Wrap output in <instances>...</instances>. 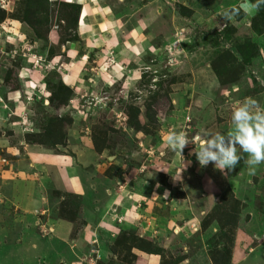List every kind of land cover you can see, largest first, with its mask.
<instances>
[{
	"label": "rangeland",
	"instance_id": "obj_1",
	"mask_svg": "<svg viewBox=\"0 0 264 264\" xmlns=\"http://www.w3.org/2000/svg\"><path fill=\"white\" fill-rule=\"evenodd\" d=\"M74 1L0 0V184L2 171L24 160L32 144L59 153L90 140L97 152L107 149L106 161L114 155L134 175L154 161L182 160L185 180L158 168L146 173L173 200L165 205L163 194L156 200L145 195L154 207H144L145 214L166 218L164 225L150 228V218L106 232L93 225L96 248L85 263L145 264L155 257L157 264H264V163L253 173L243 154L230 173L214 168L218 179L207 187L195 156L199 144L179 151L168 143L174 132L190 138L231 131V113L246 98L264 108V2L99 0L105 22L93 9L91 28L79 34L83 15ZM240 1L252 12L245 13ZM19 29L24 47L15 53V41L23 39ZM23 67L24 75L40 78L24 80V95L16 79ZM68 75L71 84H65ZM14 93L23 105L15 114ZM151 184L139 181L137 187ZM178 200L187 203L185 215L170 216L169 204ZM140 203L132 199L126 215L135 209V216L143 215ZM77 205L67 193L57 214L75 219Z\"/></svg>",
	"mask_w": 264,
	"mask_h": 264
},
{
	"label": "crops",
	"instance_id": "obj_2",
	"mask_svg": "<svg viewBox=\"0 0 264 264\" xmlns=\"http://www.w3.org/2000/svg\"><path fill=\"white\" fill-rule=\"evenodd\" d=\"M74 2L80 5L83 15L78 24L79 34L91 28L89 12L93 9L96 11L95 15L104 16L102 22H105L107 11L99 0ZM240 6L245 13L252 12V6L246 2L240 1ZM18 33L22 34L20 29ZM83 39L88 40L87 37ZM15 46L18 51H21V46L24 47V36L22 40L20 38L15 41ZM69 49L74 51L73 47ZM20 71L23 75L17 73L16 76L19 82L22 80L19 93L28 94L29 86L24 80L35 78L36 74L31 72L30 75H24V67ZM37 77L38 75L36 79L40 81ZM65 78L63 76L62 80L64 81ZM66 80L68 81L65 84H71L74 77L68 75ZM0 95H3L1 90ZM10 97L14 106L11 113H18V109L23 106L20 104V97L16 93ZM89 141L72 144L71 152L68 150L59 153L51 152L50 149L41 148L36 144L27 145L24 150V160L21 157L10 166V169L6 168L2 171L6 180L0 184V264H86L85 259L91 254L88 251L96 248L94 242L97 240L93 239L94 234H92L94 226L105 232L109 229L114 231L118 225L127 227L130 222L144 223L146 218H150L148 220V224L152 225L150 228L164 225L166 218L161 217L159 220L151 215V211L150 214H145L144 210L148 209L144 207L154 208L153 205L145 203V195L150 193V197L156 200L163 194L161 200L165 205L168 198L169 200L172 198H167V194H170L166 193L158 183H154V180L151 181L150 177H146V173L152 176L160 169L161 174L171 176L174 181L185 180L182 160L154 161L150 167L138 168L140 173L134 175L135 172L131 171V167H126L123 164L125 162L114 155L110 157L113 158L111 162L106 161L104 157L109 156L107 149L97 152L93 146L89 145ZM158 147L160 149V142L156 144V149ZM21 161L24 165L18 168L16 165ZM201 170H203L202 178L205 180L203 183L207 187L216 184L218 175L211 163L201 167ZM139 181L147 184L150 181L153 184L146 190L144 185L141 188L137 187ZM129 185H132V188ZM224 186L217 182L218 188ZM127 187L131 191L128 193L132 194V199L140 200L143 215L135 216L134 212L137 209L132 212L134 217L126 215V209H129L128 205L132 200L125 197ZM65 193L78 199L75 219L63 218L57 214L58 206L64 199ZM170 202L173 204V200ZM170 204V216H182L187 210L185 200L183 203L179 200L174 201V206L171 208ZM77 221L82 223L78 229L75 227ZM141 223L137 227L138 232H143ZM40 225L49 228L50 232L48 231L47 235L39 232ZM145 264H157V260L155 257H147Z\"/></svg>",
	"mask_w": 264,
	"mask_h": 264
},
{
	"label": "clouds",
	"instance_id": "obj_3",
	"mask_svg": "<svg viewBox=\"0 0 264 264\" xmlns=\"http://www.w3.org/2000/svg\"><path fill=\"white\" fill-rule=\"evenodd\" d=\"M231 124V131L227 133L203 131L189 138L184 133L174 132L168 143L179 151L188 143H198L195 156L199 165L206 167L211 163L222 174L232 172L243 154H247V165L254 173L255 168L264 163V108L252 98H246L233 109Z\"/></svg>",
	"mask_w": 264,
	"mask_h": 264
},
{
	"label": "built area",
	"instance_id": "obj_4",
	"mask_svg": "<svg viewBox=\"0 0 264 264\" xmlns=\"http://www.w3.org/2000/svg\"><path fill=\"white\" fill-rule=\"evenodd\" d=\"M17 50H18V48H17V49H14L13 51L16 53V52H18ZM96 256H97V252L94 254V256H93V257H95V258H96Z\"/></svg>",
	"mask_w": 264,
	"mask_h": 264
},
{
	"label": "trees",
	"instance_id": "obj_5",
	"mask_svg": "<svg viewBox=\"0 0 264 264\" xmlns=\"http://www.w3.org/2000/svg\"><path fill=\"white\" fill-rule=\"evenodd\" d=\"M76 4V3H75ZM76 5H78V4H76Z\"/></svg>",
	"mask_w": 264,
	"mask_h": 264
}]
</instances>
